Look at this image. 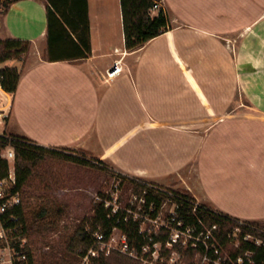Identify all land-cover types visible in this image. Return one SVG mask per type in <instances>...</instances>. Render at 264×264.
I'll use <instances>...</instances> for the list:
<instances>
[{
	"label": "crops",
	"instance_id": "crops-1",
	"mask_svg": "<svg viewBox=\"0 0 264 264\" xmlns=\"http://www.w3.org/2000/svg\"><path fill=\"white\" fill-rule=\"evenodd\" d=\"M160 6L171 27L127 50L121 0H89L91 55L56 62L46 60V0L2 9L0 40L31 42L26 59L0 64L22 71L16 92L0 85L12 103L6 133L177 183L199 204L264 222V0ZM117 61L123 71L111 79Z\"/></svg>",
	"mask_w": 264,
	"mask_h": 264
},
{
	"label": "trees",
	"instance_id": "trees-1",
	"mask_svg": "<svg viewBox=\"0 0 264 264\" xmlns=\"http://www.w3.org/2000/svg\"><path fill=\"white\" fill-rule=\"evenodd\" d=\"M19 0H0V14L2 9H8L13 3ZM161 0H121L123 24L125 33V45L127 50H136L152 39L160 36L164 31L171 27L169 14L162 8L158 15H153V9ZM3 6V8H1ZM47 6V43L48 49L46 60L74 61L89 58L92 53L91 26L89 16V0H46ZM31 42L28 40H0V64L9 60H23V57L30 51ZM19 67L0 69V85L7 93L16 92L21 77ZM11 145L16 152L15 169L17 182L14 191L22 192L29 185L31 177L34 175L38 165L47 157L58 158L87 166L98 167L97 164L85 157H79L69 149L58 150L46 148L33 142L31 139L15 134H5L0 136V180L9 176L10 164L1 157L4 148ZM127 177V176H126ZM123 178L122 184L128 180L134 185V193L142 195L144 191L147 204L154 202L155 212L158 213L164 202L167 200L178 205V217L186 225H197L200 231L202 227L199 220L211 227L217 225L215 234L218 239V247H228L231 243L229 234L235 228L241 227V245L237 249L230 251L233 259L244 256L246 252H253V260L256 264L264 263V246L257 245L253 240L245 241L246 234H253L264 238V231L260 232L257 228L264 230V222H247L241 224V220L222 212L213 210L204 204H198L197 200L189 192L161 188L154 184L142 181L141 179ZM105 196H103L104 198ZM111 209L105 208L103 203H98L95 208V215L91 223V231L84 225L80 226L72 237L68 246V251L73 256L84 255L94 243L93 233L100 230L108 237L114 228H119L129 237L131 246L138 251H142L143 246L153 245L157 242L166 244L168 234L164 231L160 235H153L147 238L140 233L141 222H134L133 219L125 220L126 214L119 210L116 214L110 215ZM20 218L22 225L21 236H27L28 230L22 206L12 210ZM110 215V216H109ZM12 225V223H9ZM20 241H14L13 246L16 251L23 252L27 259L20 261L18 256H14L13 264H34L32 251L28 246L21 247ZM179 251H182L180 248ZM195 252L204 254L205 248L200 244L196 249L189 248V257H194ZM211 255L216 258L214 250ZM61 264H72V260H63ZM95 264H141L136 259H132L124 254L114 252L101 259H95ZM194 264V262L192 263Z\"/></svg>",
	"mask_w": 264,
	"mask_h": 264
},
{
	"label": "rangeland",
	"instance_id": "rangeland-1",
	"mask_svg": "<svg viewBox=\"0 0 264 264\" xmlns=\"http://www.w3.org/2000/svg\"><path fill=\"white\" fill-rule=\"evenodd\" d=\"M3 1L6 0H1V2ZM28 53L23 59L27 58ZM5 102L6 98L0 93V103ZM70 151L79 157L88 158L97 164L98 167L47 157L38 165L29 181V185L21 192L23 198L22 207L28 230L27 236L24 237L27 239L25 245L32 251L34 264H61L63 260H72V264H86L84 256L88 251L84 255L75 257L69 253L68 246L80 226L84 225L88 231H91L95 208L98 203L102 202L101 199H109L117 207L123 208L132 204L131 202L139 203L135 199V196H139L134 193V185L128 180H125L124 184H122L123 178L126 176L117 171L112 165L99 158H90L87 153ZM11 167L14 169L15 161L11 162ZM192 169L193 166L191 165L183 173L186 179L192 177ZM127 177L129 178V176ZM175 180L178 181L180 179L177 177ZM142 181L152 183L161 188L189 192L182 186H178L177 183H173L171 187H167L166 185L152 181ZM103 196L105 197L103 198ZM174 208V203L167 200L161 214L162 221L165 224H168V217L175 210ZM145 227L156 230L158 235L163 233V231H159L160 229H157V227H154L149 222H147V225H144ZM257 230L260 232L264 231L259 227ZM164 233L168 234V231H164ZM251 236L250 240H254L255 242H259L260 239L264 240V238L253 234ZM93 238L95 239L94 235ZM214 242L216 245L218 244L217 236ZM237 244L239 242L231 241L228 247H219L220 253L216 257L218 262L215 264L224 262L227 264L234 263L235 259L231 256L230 251L239 248L241 242L239 245ZM180 248H182V251H179ZM189 248L195 249L190 244H178L173 248L168 246L161 247L159 245L157 247L158 252L150 256L154 259L155 263L164 264L172 255L173 250H176L178 254L172 256H175L173 258L179 260L177 264H192L193 262L194 264H207L204 263L203 254L198 252H195L194 257H189L187 253ZM114 252L126 255L117 249H113L110 254ZM13 253L9 246L0 244V264L14 259L12 258ZM110 254H102L96 259H101ZM160 254L164 256L163 259H159ZM128 257L136 259L131 256ZM138 261L143 264L141 260ZM170 263L174 264L172 261ZM90 264H95V260Z\"/></svg>",
	"mask_w": 264,
	"mask_h": 264
},
{
	"label": "built area",
	"instance_id": "built-area-1",
	"mask_svg": "<svg viewBox=\"0 0 264 264\" xmlns=\"http://www.w3.org/2000/svg\"><path fill=\"white\" fill-rule=\"evenodd\" d=\"M160 9V3H157L153 11ZM122 71L123 66L120 64V61H117L110 69H108L107 74L108 77L112 79L118 76ZM11 113V101L0 103V136H4L6 134V128L11 117ZM1 157L9 162L10 173L9 176L0 180V244L9 246L11 251L14 252L12 254V258H14V256H18L20 261H25L27 259L26 255L21 251H16L13 246L14 241H20L21 247H24L27 243V239L23 238L20 234L22 225L19 222V216L11 212L12 210H15L23 205L21 192L14 191V187L17 182L16 169L15 167L14 169L11 167V162L15 161L16 159L14 147L9 145L4 148L1 152ZM146 194L147 192L144 191L142 195H138L139 197L135 196V199L138 200L139 203L131 202L132 204L127 205L125 208L117 207L113 202H110L109 199H101L102 202L100 203H103L105 208L111 209L110 215H114L119 210H122L126 214V221H129L131 218L134 222L140 221V233L147 238L151 239L153 235H158L156 230H152V228L150 229L148 227L144 228V225H147V222L153 224V226L157 227V229H160L159 231H168V240L166 244H163L162 242H157L153 245L147 244L143 246L142 251H138L135 247L131 246L128 235L119 228H114L108 237H106L103 232L97 231L93 234L95 237L94 245L84 256L86 259V264H90L102 254H110L113 249H117L128 256L136 258L137 260H141L143 264H157L150 255H154L158 252L157 247L159 245H161V247L168 246L173 248L178 244H190L195 249L200 244H202L205 248V252L203 254L204 263L215 264L218 262L217 258H214L211 255L213 250L216 256L220 253V248L214 242L216 241L215 231L218 229L217 225L209 227L203 222V220L200 219L199 225L202 227V229L197 231L199 226L193 224L186 225L182 219H179L178 205L176 203H174L175 210H173L168 217V224H165L162 221L161 214L166 202L163 203L160 211L154 214V202H150L147 206V209H145V205L147 204L145 197ZM9 223H12V225H9ZM243 223L244 222H241V224ZM241 234L242 228L237 227L232 233L229 234V239L234 242H239L240 244ZM251 237V234L248 233L243 237V239L248 241ZM256 244L264 246V240L260 239V241L256 242ZM174 254L177 255L178 252L173 250L172 255ZM172 255L166 260L167 262L164 264H171V261L174 262V264L178 263L179 260L177 258H173L175 256ZM163 258L164 256L160 254L159 259ZM11 263L13 264V259H11ZM220 264L227 263L224 262ZM232 264H256L253 260V252H246L244 256H239L237 259H235V262Z\"/></svg>",
	"mask_w": 264,
	"mask_h": 264
},
{
	"label": "bare ground",
	"instance_id": "bare-ground-1",
	"mask_svg": "<svg viewBox=\"0 0 264 264\" xmlns=\"http://www.w3.org/2000/svg\"><path fill=\"white\" fill-rule=\"evenodd\" d=\"M119 9V8H118Z\"/></svg>",
	"mask_w": 264,
	"mask_h": 264
}]
</instances>
